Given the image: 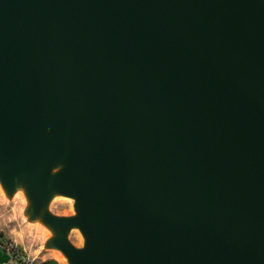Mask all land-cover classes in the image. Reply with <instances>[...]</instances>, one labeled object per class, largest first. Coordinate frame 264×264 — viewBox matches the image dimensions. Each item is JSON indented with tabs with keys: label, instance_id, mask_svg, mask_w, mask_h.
Returning <instances> with one entry per match:
<instances>
[{
	"label": "water",
	"instance_id": "water-1",
	"mask_svg": "<svg viewBox=\"0 0 264 264\" xmlns=\"http://www.w3.org/2000/svg\"><path fill=\"white\" fill-rule=\"evenodd\" d=\"M59 161L70 264H264V0H0V176Z\"/></svg>",
	"mask_w": 264,
	"mask_h": 264
},
{
	"label": "rangeland",
	"instance_id": "rangeland-1",
	"mask_svg": "<svg viewBox=\"0 0 264 264\" xmlns=\"http://www.w3.org/2000/svg\"><path fill=\"white\" fill-rule=\"evenodd\" d=\"M0 178L2 177L0 176ZM51 178L48 184L49 190L50 188L55 189L58 195L61 193L64 196H58L52 200L48 198L39 207H35L29 187L23 183L18 184L17 181L10 188L3 180L4 186L0 190V238L4 241H16L19 245H23L27 253L37 259L36 264L51 262L66 264V261H62L61 258L62 251L51 245L56 236L50 231V228L57 235L61 234L49 223V219L69 220L77 215L75 202L71 201L70 196L59 191L58 187L54 185L55 177ZM75 230H79V228L69 230L65 234V238L76 249H82L80 247L81 239L78 238L79 235ZM67 264H70L69 260Z\"/></svg>",
	"mask_w": 264,
	"mask_h": 264
},
{
	"label": "built area",
	"instance_id": "built-area-1",
	"mask_svg": "<svg viewBox=\"0 0 264 264\" xmlns=\"http://www.w3.org/2000/svg\"><path fill=\"white\" fill-rule=\"evenodd\" d=\"M0 249L7 255V261L3 264H36L37 259L27 253L15 242H0Z\"/></svg>",
	"mask_w": 264,
	"mask_h": 264
},
{
	"label": "bare ground",
	"instance_id": "bare-ground-1",
	"mask_svg": "<svg viewBox=\"0 0 264 264\" xmlns=\"http://www.w3.org/2000/svg\"><path fill=\"white\" fill-rule=\"evenodd\" d=\"M66 168V164L64 163V162H61V161H59L58 163H56V165L54 166V168L52 169V173H51V176H52V178H54V177H56L60 172H62L64 169ZM51 178V179H52ZM4 181H3V179L2 178H0V190L3 188V186H4V183H3ZM19 183L18 184H20V183H23V184H25L26 186H28V183H27V181L25 180V178H21L19 181H18ZM29 187V186H28ZM58 196H64L63 194H61V193H59V195H58V193L56 192V190L55 189H51L50 188V190H49V198H50V200H52V199H54V198H57ZM74 198H72L71 197V201H73V202H75V199L73 200ZM68 202V201H67ZM70 203V202H69ZM74 204V203H73ZM72 205V204H71ZM50 231L51 232H53L54 234H55V236L57 235V233L56 232H54V230L53 229H51L50 228ZM75 231H77L76 233H77V235H79V237L78 238H80L81 239V242H82V245L80 246L81 248H83L84 247V245H85V237H84V234L80 231V229L79 230H75ZM74 237H76L75 235H74ZM63 253V252H62ZM61 258H62V261H66V264H67V262H68V258H67V256L63 253V255L61 254Z\"/></svg>",
	"mask_w": 264,
	"mask_h": 264
},
{
	"label": "crops",
	"instance_id": "crops-1",
	"mask_svg": "<svg viewBox=\"0 0 264 264\" xmlns=\"http://www.w3.org/2000/svg\"><path fill=\"white\" fill-rule=\"evenodd\" d=\"M4 240L0 238V242H3ZM16 243V241H14ZM18 246H20L21 248H23L24 250H26V248L23 245H19L18 243H16ZM27 251V250H26ZM0 264H3L7 261V255L0 249ZM48 264H56V263H48Z\"/></svg>",
	"mask_w": 264,
	"mask_h": 264
}]
</instances>
